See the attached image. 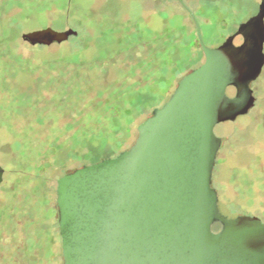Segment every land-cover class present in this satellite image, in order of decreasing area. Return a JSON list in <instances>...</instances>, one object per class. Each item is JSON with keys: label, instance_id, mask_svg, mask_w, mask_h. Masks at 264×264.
I'll return each instance as SVG.
<instances>
[{"label": "rangeland", "instance_id": "1", "mask_svg": "<svg viewBox=\"0 0 264 264\" xmlns=\"http://www.w3.org/2000/svg\"><path fill=\"white\" fill-rule=\"evenodd\" d=\"M185 1L209 47L220 45L261 3ZM139 10L152 26L135 31L132 15ZM46 27L77 34L43 46L22 38ZM242 41L239 36L235 44ZM0 56V78L6 74L0 104L9 109L0 107V203L26 200L45 186V203L13 209L25 230L39 228L24 209L44 220V249L35 250L37 257L31 240L19 250L0 242V264H64L58 179L134 144L138 126L204 62L196 22L175 0H0ZM251 87L250 111L215 127L222 145L213 186L225 215L264 222V67Z\"/></svg>", "mask_w": 264, "mask_h": 264}, {"label": "water", "instance_id": "2", "mask_svg": "<svg viewBox=\"0 0 264 264\" xmlns=\"http://www.w3.org/2000/svg\"><path fill=\"white\" fill-rule=\"evenodd\" d=\"M179 1L196 22L205 60L138 126L129 149L58 179L64 264H264V222L225 215L213 186L222 145L215 127L255 104L251 84L264 67V0L216 47L205 44L196 16ZM76 34L46 27L22 38L43 46ZM239 36L243 41L235 44ZM4 172L0 164V188Z\"/></svg>", "mask_w": 264, "mask_h": 264}, {"label": "trees", "instance_id": "3", "mask_svg": "<svg viewBox=\"0 0 264 264\" xmlns=\"http://www.w3.org/2000/svg\"><path fill=\"white\" fill-rule=\"evenodd\" d=\"M0 58H2V56H0ZM5 76H6V74H2L0 79L2 81H5ZM2 77H4V78H2ZM2 81H0V83ZM0 88H1V84H0ZM1 90L2 89H0V91ZM5 90L6 91L8 90L10 92V89H5ZM0 107H4L5 109L9 110L8 107L4 106V104H0ZM14 113H16V112H14ZM40 116H42V114ZM39 121H42V119ZM51 146H53V145H51ZM54 149H55V147L52 150H54ZM100 160H98L97 162H99ZM39 189L41 190L40 194L37 191L36 192H34V191L28 192L26 194V200H23V201H17L16 200L14 202L8 203L7 205L0 203V208L3 209V207H5V211L0 210V242H1L4 249H9L13 246L19 250V248L24 247V241L25 240H28V241L31 240V244L29 247L32 249L33 254L35 256H37V253L35 252V250L44 249V247H45V245H44L45 233L42 230H40L43 228V226H45L44 220L39 218L36 215L35 210L30 209L28 211V209H24V210H26V212L30 213L31 217L34 220H36V222L35 221L32 222V223H34L32 228L34 227V225L36 223H37V227L39 228L36 230L32 229L31 231L25 230L23 228V226L20 224V222H18L16 220V216L14 215V212H13V209H15V205H17V203L24 205V206H26V205L30 206V205L39 204L42 202L45 203V186L43 188L41 187ZM11 194L13 195V192H11ZM216 226L221 227V224L216 223L214 225V228ZM61 248H62V245H61ZM62 258H63V254H62ZM63 262H64V260H63Z\"/></svg>", "mask_w": 264, "mask_h": 264}, {"label": "flooded vegetation", "instance_id": "4", "mask_svg": "<svg viewBox=\"0 0 264 264\" xmlns=\"http://www.w3.org/2000/svg\"><path fill=\"white\" fill-rule=\"evenodd\" d=\"M177 3H179L185 10H186V12L192 17V15L190 14V12H189V10L179 1V0H175ZM184 1V3L186 4V6L193 12V10L191 9V7L187 4V2L185 1V0H183ZM141 6H143L144 7V4H142ZM142 13V11H140L139 10V12H138V14L137 15H132V17L133 18H135V16H136V22L132 25V27H134V29L133 30H135V31H142L144 28H145V26H146V23H148V26L150 27V26H152L151 24H150V21H146V19H145V17H143V15L141 14ZM194 13V12H193ZM156 15V14H155ZM193 18V17H192ZM145 30V29H144ZM3 183V182H2ZM2 186V185H1ZM0 190H1V188H0ZM1 251H3V250H1Z\"/></svg>", "mask_w": 264, "mask_h": 264}]
</instances>
